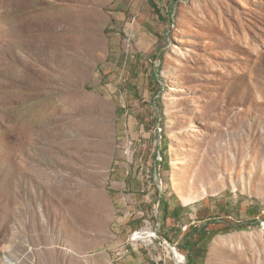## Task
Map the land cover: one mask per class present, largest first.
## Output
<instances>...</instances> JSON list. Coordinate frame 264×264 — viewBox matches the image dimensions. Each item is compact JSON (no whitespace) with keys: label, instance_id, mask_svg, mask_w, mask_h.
<instances>
[{"label":"rangeland","instance_id":"1","mask_svg":"<svg viewBox=\"0 0 264 264\" xmlns=\"http://www.w3.org/2000/svg\"><path fill=\"white\" fill-rule=\"evenodd\" d=\"M263 216L264 0H0V264H264Z\"/></svg>","mask_w":264,"mask_h":264},{"label":"crops","instance_id":"2","mask_svg":"<svg viewBox=\"0 0 264 264\" xmlns=\"http://www.w3.org/2000/svg\"><path fill=\"white\" fill-rule=\"evenodd\" d=\"M205 218V217H204ZM203 226L197 228L201 230ZM195 230V231H197ZM163 235H166L163 229ZM81 246H71V251L63 254L61 264H143L144 255L136 248L124 246H106L94 252H83Z\"/></svg>","mask_w":264,"mask_h":264},{"label":"trees","instance_id":"3","mask_svg":"<svg viewBox=\"0 0 264 264\" xmlns=\"http://www.w3.org/2000/svg\"><path fill=\"white\" fill-rule=\"evenodd\" d=\"M159 206H160V201H159ZM263 218H264V216H263ZM221 224L224 228V231H228L231 229H237V227H238L236 224L232 225L229 221H226V220H222ZM203 233H205V231ZM216 233H217L216 231L212 232L208 238L211 239L213 237V235H215ZM194 244L196 245V243H194Z\"/></svg>","mask_w":264,"mask_h":264},{"label":"bare ground","instance_id":"4","mask_svg":"<svg viewBox=\"0 0 264 264\" xmlns=\"http://www.w3.org/2000/svg\"><path fill=\"white\" fill-rule=\"evenodd\" d=\"M147 238V237H154V233H149L146 231H142V232H133V236L131 237V240H137V239H141V238ZM164 245H166V243H164Z\"/></svg>","mask_w":264,"mask_h":264},{"label":"built area","instance_id":"5","mask_svg":"<svg viewBox=\"0 0 264 264\" xmlns=\"http://www.w3.org/2000/svg\"><path fill=\"white\" fill-rule=\"evenodd\" d=\"M158 202H159V200H157L156 205H155V210L156 211L158 210ZM169 251L172 252L177 264H184V262H183L184 261V256L183 255L179 254L176 250H169ZM178 257L182 258V262H180V263L178 262V260H179Z\"/></svg>","mask_w":264,"mask_h":264}]
</instances>
